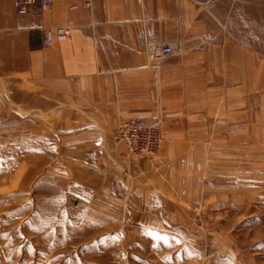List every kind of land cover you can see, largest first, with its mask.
Listing matches in <instances>:
<instances>
[{"label": "crops", "instance_id": "crops-1", "mask_svg": "<svg viewBox=\"0 0 264 264\" xmlns=\"http://www.w3.org/2000/svg\"><path fill=\"white\" fill-rule=\"evenodd\" d=\"M90 1L19 15L0 0V125L15 123L16 108L90 157L83 186L109 220L189 236L191 206L208 187L209 141L227 139L230 119L242 123L237 93L264 90V0ZM68 21L65 40L43 43L46 28ZM161 43L172 51L157 57ZM135 118L160 122L154 159L132 157L114 138L119 121Z\"/></svg>", "mask_w": 264, "mask_h": 264}, {"label": "rangeland", "instance_id": "rangeland-1", "mask_svg": "<svg viewBox=\"0 0 264 264\" xmlns=\"http://www.w3.org/2000/svg\"><path fill=\"white\" fill-rule=\"evenodd\" d=\"M236 96L242 123L230 119L227 139L209 141L200 173L208 187L191 206L186 237L143 233L118 214L109 220L83 186L90 157L77 158L69 141L15 108V123L0 125V264H264V90ZM143 120L158 123L155 155H132L114 138L132 157L154 159L161 125Z\"/></svg>", "mask_w": 264, "mask_h": 264}, {"label": "built area", "instance_id": "built-area-1", "mask_svg": "<svg viewBox=\"0 0 264 264\" xmlns=\"http://www.w3.org/2000/svg\"><path fill=\"white\" fill-rule=\"evenodd\" d=\"M16 12L25 15L33 9L44 12L50 9L54 0H12ZM86 6H90V0H81ZM76 5H71L70 9H75ZM72 23L68 21L66 26L47 28L43 32V43L51 44L55 40H65L67 38V27ZM155 56L164 57L171 53L170 46L158 44L153 49ZM115 137L127 146L132 155L153 156L160 147V135L158 123L147 122L141 118L120 121L115 128Z\"/></svg>", "mask_w": 264, "mask_h": 264}]
</instances>
